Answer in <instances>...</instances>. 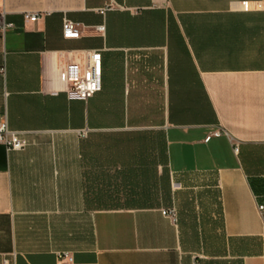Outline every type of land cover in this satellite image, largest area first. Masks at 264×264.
Segmentation results:
<instances>
[{
  "label": "crops",
  "instance_id": "obj_1",
  "mask_svg": "<svg viewBox=\"0 0 264 264\" xmlns=\"http://www.w3.org/2000/svg\"><path fill=\"white\" fill-rule=\"evenodd\" d=\"M0 13V122L27 142L0 144V264H264V0ZM86 50L101 90L81 101L60 89L59 53Z\"/></svg>",
  "mask_w": 264,
  "mask_h": 264
},
{
  "label": "built area",
  "instance_id": "obj_2",
  "mask_svg": "<svg viewBox=\"0 0 264 264\" xmlns=\"http://www.w3.org/2000/svg\"><path fill=\"white\" fill-rule=\"evenodd\" d=\"M116 8L114 3H110L106 7L99 9L100 14H104L107 10ZM3 13H0V33L4 34L11 24L4 22ZM25 18L29 21H36L38 15L25 14ZM96 30L101 33L104 30L103 26H97ZM81 30L78 23H74L68 19L62 22V37L64 39H78ZM59 58L62 65V75L60 81V89L67 97L71 99H78L86 101L91 98L95 93L101 90V53L99 51L86 50V51H62L59 53ZM4 73V68H0V74ZM220 131L217 130L208 135L205 141H208L213 136H218ZM81 136H86V131L81 132ZM0 144L4 146L6 152L22 151L27 142L19 136L16 131H11L6 121L0 122ZM233 151L238 152V146H233ZM257 211L262 219L264 226V203H257ZM161 214L174 221L176 214L173 208L162 209ZM59 258L71 260L68 253H60ZM3 264H7L5 261Z\"/></svg>",
  "mask_w": 264,
  "mask_h": 264
}]
</instances>
